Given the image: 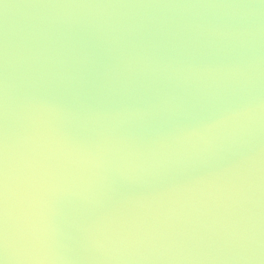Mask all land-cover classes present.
Masks as SVG:
<instances>
[{"label":"water","instance_id":"obj_1","mask_svg":"<svg viewBox=\"0 0 264 264\" xmlns=\"http://www.w3.org/2000/svg\"><path fill=\"white\" fill-rule=\"evenodd\" d=\"M0 78L14 264H264V0H0Z\"/></svg>","mask_w":264,"mask_h":264},{"label":"snow or ice","instance_id":"obj_2","mask_svg":"<svg viewBox=\"0 0 264 264\" xmlns=\"http://www.w3.org/2000/svg\"><path fill=\"white\" fill-rule=\"evenodd\" d=\"M5 90L0 78V264H14L23 257L10 254L8 142L5 126ZM18 249L17 252H22Z\"/></svg>","mask_w":264,"mask_h":264},{"label":"clouds","instance_id":"obj_3","mask_svg":"<svg viewBox=\"0 0 264 264\" xmlns=\"http://www.w3.org/2000/svg\"><path fill=\"white\" fill-rule=\"evenodd\" d=\"M212 102V101H210ZM217 102L224 103L222 99H218ZM241 113L239 111L228 110V115L221 116L219 119L210 120L209 122L203 123L200 129L195 130V134H210L214 130L219 129L229 120L237 118Z\"/></svg>","mask_w":264,"mask_h":264}]
</instances>
